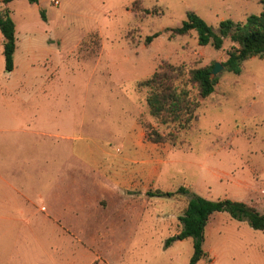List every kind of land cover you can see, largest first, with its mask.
Segmentation results:
<instances>
[{"label": "rangeland", "instance_id": "1", "mask_svg": "<svg viewBox=\"0 0 264 264\" xmlns=\"http://www.w3.org/2000/svg\"><path fill=\"white\" fill-rule=\"evenodd\" d=\"M260 1L14 0L5 5L0 0L17 39L8 73L0 34V264H188L192 239L166 246L181 228L186 197H148L147 191L185 187L210 201L227 198L264 213V60L242 62L239 75L222 66L208 98L192 89L199 107L186 129L151 117L146 91L137 87L164 64L212 68L226 60L233 46L228 38L215 50L199 46L194 30L172 33L188 12L217 32L223 20L243 22L258 14ZM155 33L159 36L146 44ZM34 108L53 121L51 135L78 140H62L61 150H55L56 141L47 138L48 147L27 144L21 154L12 153L14 139L26 144L25 135L12 131L30 123ZM40 119L32 129L43 126ZM156 135L159 142L152 140ZM71 145L92 162L93 176L127 182L115 195L142 208L125 200L106 209L87 205L97 191L88 179L67 177L68 163L80 166L69 156ZM52 157L61 167L52 166L55 176L45 184L17 173L29 162L34 179ZM157 166L160 172L153 177ZM64 195L76 201L77 211L63 209ZM25 196L44 204L51 217L34 210ZM204 236L206 257L197 264H264V231L247 221L215 213Z\"/></svg>", "mask_w": 264, "mask_h": 264}, {"label": "trees", "instance_id": "2", "mask_svg": "<svg viewBox=\"0 0 264 264\" xmlns=\"http://www.w3.org/2000/svg\"><path fill=\"white\" fill-rule=\"evenodd\" d=\"M12 1L14 0H1V3L6 5ZM27 1L30 4L38 2V0ZM260 3L262 10L258 14L248 15L243 22L223 20L219 23L217 32L194 12H188L181 26L171 31L175 35L182 36L194 30L199 46H211L215 50L221 49L224 39L228 38L233 46L221 65L226 71L239 75L242 62L252 57L264 60V0ZM0 34L3 39L4 70L9 73L14 69L17 39L16 26L7 9L0 12ZM157 36L159 33L146 37L145 43H150ZM211 70V67L186 69L183 65L160 66L149 78L137 84L139 89L146 91L145 102L148 114L161 124L176 123L183 129L188 128L199 107V102L191 97V90H195L202 99L212 95L217 79L211 77ZM152 140L159 142L160 137L156 135ZM146 195L148 197L175 195L186 197V207L178 218L181 228L176 235L166 241V246L175 240L192 239L193 254L188 264H197L206 257L203 250L205 227L215 213L226 212L232 219L247 221L252 229L264 231V213L243 202L227 198L210 201L190 194L185 187L178 188L174 193L159 190L147 191Z\"/></svg>", "mask_w": 264, "mask_h": 264}, {"label": "crops", "instance_id": "3", "mask_svg": "<svg viewBox=\"0 0 264 264\" xmlns=\"http://www.w3.org/2000/svg\"><path fill=\"white\" fill-rule=\"evenodd\" d=\"M17 42V41H16ZM29 70H32V69H29ZM25 91V90H24ZM21 94V93H20ZM23 96H26V95H23ZM27 96H29L27 94ZM17 97H20L22 98L21 96H17ZM24 99V98H22ZM31 99V98H30ZM42 100V102H46V101H49L50 98L48 97H42L40 98ZM21 114V113H20ZM42 114H44V110L41 109V108H34L32 113H31V120H30V123H25L26 126V129L24 128L23 125L20 124V126H16V128L13 129V133H16V134H23L25 135L24 137V142H26V144L24 145H21L19 143L18 140L14 139L10 147L12 153H17V154H21L22 153V150L28 148V145L27 144H33L34 147L38 146V147H42V148H45V147H48V144H47V138L50 139H54L56 142H53L52 146H54L55 150H61V144H60V141H69L71 143H74L75 141L78 140L77 137H71V136H64V135H58V134H55V135H51L49 133L50 131V124H53V121L50 120V123L47 121V119L45 117H42ZM40 116L42 117L40 119ZM39 119L41 120L43 126H41V128L39 129H32V126L35 125V122L39 121ZM71 126V124H70ZM53 136V137H52ZM36 137V138H35ZM35 138V139H34ZM53 149V148H52ZM76 148L71 145L70 148H69V156L71 157L72 155H74L76 157L75 160H77L79 163H80V166H76V165H72L70 163H66L67 166H66V169H65V173L67 175V177H70V178H73L74 177L77 179V177H79L80 179H88L91 183V186L95 187L96 188V195H95V198L94 199H91L90 201H87V205H89L90 207H94L95 209H106L110 206H115L116 204H118L120 201L122 200H125L124 203H133L136 207H140L142 208L141 204L135 200H131V199H128L124 196H122L121 194H116L115 195V192L116 190H119L120 187H125L128 183L127 182H120V181H117V180H114V179H110V178H103V177H98V176H93V169H94V165L92 164L91 161H87V160H83L80 156V154H78V152H75ZM44 152V151H43ZM16 155H14L15 157ZM48 159V158H46ZM29 161V160H28ZM157 160H154V163L157 164ZM62 162L58 161V158L57 157H52V159H48V160H44L43 162V165L41 166V168L38 169L37 173H39V176L38 177H35L34 179H31L32 177L29 175V173L27 172V168L29 166V162H26L25 165H21L19 168H18V171L17 173H19V175H22V179L25 180L26 178L32 182H40V183H43L45 184L46 182H48L50 179H52L55 175H52L50 176L51 174V169H54L52 168L53 165H55L56 167L55 168H60V164ZM20 169V170H19ZM57 169V170H58ZM151 174L152 176H157L160 172V166H157V168H154V171L151 170ZM64 173V171H63ZM64 173V174H65ZM66 179V178H65ZM100 196L102 198H100ZM27 196H25V199L26 201H30L27 200ZM63 209L64 210H67V211H71V210H74V211H77L75 210L77 207L75 205H73L74 202L76 201H72V199H70V197L68 195H64L63 196ZM103 201L106 202V206H103ZM11 202V201H10ZM12 205V204H11ZM30 206L38 211V212H42L43 214L46 215L47 218L51 217L49 213H47V209L46 207L44 206V204H39V205H36L35 202L33 201H30ZM61 207V208H62ZM140 216V212L138 213V216L137 218H139ZM51 219V218H50ZM176 235V234H175Z\"/></svg>", "mask_w": 264, "mask_h": 264}, {"label": "water", "instance_id": "4", "mask_svg": "<svg viewBox=\"0 0 264 264\" xmlns=\"http://www.w3.org/2000/svg\"><path fill=\"white\" fill-rule=\"evenodd\" d=\"M222 68V65L219 63H214L212 70H211V77L215 76Z\"/></svg>", "mask_w": 264, "mask_h": 264}, {"label": "built area", "instance_id": "5", "mask_svg": "<svg viewBox=\"0 0 264 264\" xmlns=\"http://www.w3.org/2000/svg\"><path fill=\"white\" fill-rule=\"evenodd\" d=\"M54 3H55V5H57L58 4V1H54Z\"/></svg>", "mask_w": 264, "mask_h": 264}]
</instances>
